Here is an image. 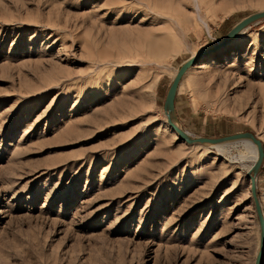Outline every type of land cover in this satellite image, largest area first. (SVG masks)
<instances>
[{
    "label": "rangeland",
    "instance_id": "rangeland-1",
    "mask_svg": "<svg viewBox=\"0 0 264 264\" xmlns=\"http://www.w3.org/2000/svg\"><path fill=\"white\" fill-rule=\"evenodd\" d=\"M200 1L208 30L195 0H0V264L255 263L251 150L187 144L163 104L264 0ZM223 47L181 78L176 122L264 149V19Z\"/></svg>",
    "mask_w": 264,
    "mask_h": 264
},
{
    "label": "water",
    "instance_id": "water-1",
    "mask_svg": "<svg viewBox=\"0 0 264 264\" xmlns=\"http://www.w3.org/2000/svg\"><path fill=\"white\" fill-rule=\"evenodd\" d=\"M264 19V10H260L254 12L240 21L237 22L224 36L220 42L216 45H213L210 48L204 49L197 55L190 56L178 69L176 74L174 75L169 89L166 93L165 100H164V113L166 115V122L171 125L174 131L177 133L179 138L186 142L187 144H201V145H215V144H222L223 142H230V141H240L242 139H249L252 143L256 146L257 149V159L251 166V168L246 172L249 179H250V191L251 196L253 199L254 208L256 209V214L258 217V223L260 225V247L255 257L254 264H263L264 263V216L263 211L260 206V201L256 191V179L257 175L259 174L258 171L264 159V149L263 143L260 138H256L255 135L248 131H243L240 133L225 135L223 137H193L188 132L182 130L176 123L177 120V113H176V105H174V100L177 94L178 85L180 83L181 78L186 73L187 69L198 63L199 61L203 60L210 56L214 51L220 50L225 45L231 43L240 32H242L245 28L249 27L255 22Z\"/></svg>",
    "mask_w": 264,
    "mask_h": 264
},
{
    "label": "bare ground",
    "instance_id": "bare-ground-1",
    "mask_svg": "<svg viewBox=\"0 0 264 264\" xmlns=\"http://www.w3.org/2000/svg\"><path fill=\"white\" fill-rule=\"evenodd\" d=\"M196 1V3H197V6H196V8H195V18H197V20L198 21H200V23L205 27V29L206 30H208V25H207V23L204 21V19L203 18H201V15H200V11H201V9H200V4H201V1L199 0H195ZM224 48V47H223ZM203 50H201L200 52H202ZM199 52V53H200ZM198 53V54H199ZM213 54H215V52L214 53H212L211 55H213ZM195 55H197V54H195ZM210 55V56H211ZM194 56V55H193ZM210 56H208V57H206V58H203V60H208L207 58H209ZM216 56V55H215ZM202 61V60H201ZM201 61H199V62H201ZM198 62V63H199ZM198 63H195L194 65H192L191 67H195L196 65H198ZM191 67H189V68H191ZM188 68V69H189ZM188 69H187V71H188ZM186 71V72H187ZM186 74V73H185ZM165 114V113H164ZM165 117H166V115H165ZM167 123V122H166ZM177 123V122H176ZM168 124V123H167ZM169 125V124H168ZM178 125V124H177ZM179 126V125H178ZM241 142H243L250 150H251V153H252V157H253V159H252V165H253V163L256 161V159H257V149H256V146L252 143V141L251 140H249V139H242L241 140ZM225 142H223L222 144H215V145H208V146H213V147H216V149L218 148H221L222 147V145L224 144ZM251 168V167H250ZM249 168V169H250Z\"/></svg>",
    "mask_w": 264,
    "mask_h": 264
},
{
    "label": "crops",
    "instance_id": "crops-1",
    "mask_svg": "<svg viewBox=\"0 0 264 264\" xmlns=\"http://www.w3.org/2000/svg\"><path fill=\"white\" fill-rule=\"evenodd\" d=\"M176 98V97H175ZM164 100H165V98H164ZM174 103H175V100H174Z\"/></svg>",
    "mask_w": 264,
    "mask_h": 264
}]
</instances>
